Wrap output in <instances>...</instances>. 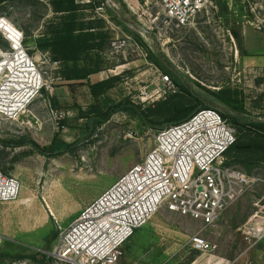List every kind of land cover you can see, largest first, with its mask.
Here are the masks:
<instances>
[{
    "label": "rangeland",
    "instance_id": "obj_1",
    "mask_svg": "<svg viewBox=\"0 0 264 264\" xmlns=\"http://www.w3.org/2000/svg\"><path fill=\"white\" fill-rule=\"evenodd\" d=\"M77 2L95 3L94 8L81 9L80 15L101 20L97 30L106 35L103 48L81 61L98 65L99 73L82 81L66 80L62 71L71 64L56 61L50 51L37 47V40L58 20L49 0L0 3V16L24 31L29 54L47 79L54 80L52 89L19 119H0V138L29 139L41 146L57 137L76 142L74 151L51 158L31 146H0V170L22 186L17 200L0 202V264H71L45 253L55 244V229L66 228L84 207L142 162L161 131L118 111L89 134V115L97 113L91 112L92 106L107 112L131 98L147 107L184 93L175 76L165 72L162 55L207 104L230 108L216 95L229 90L241 110L264 116V0H216L184 26L166 20L153 0ZM114 9L135 34L113 18ZM114 76L119 79L104 95L97 99L90 94L92 83ZM166 76L175 85L172 91ZM229 161L260 181L211 226L161 210L127 242L119 264H264V155L234 153ZM196 235L211 248L196 250L192 243ZM36 253L45 257L35 259Z\"/></svg>",
    "mask_w": 264,
    "mask_h": 264
},
{
    "label": "built area",
    "instance_id": "obj_2",
    "mask_svg": "<svg viewBox=\"0 0 264 264\" xmlns=\"http://www.w3.org/2000/svg\"><path fill=\"white\" fill-rule=\"evenodd\" d=\"M163 17L187 25L216 0H153ZM0 16V119H19L54 80L39 68L25 47V33L16 34ZM14 24V23H13ZM262 29V27H259ZM38 75H35V73ZM46 75V76H45ZM169 90L175 85L165 77ZM237 141V129L213 107L166 127L155 137V148L111 187L58 231L45 253L71 264H119L124 246L137 230L161 210L214 225L221 215L259 181L229 165L227 152ZM21 183L0 170V202L17 200ZM198 251L210 249L200 235L192 238Z\"/></svg>",
    "mask_w": 264,
    "mask_h": 264
},
{
    "label": "trees",
    "instance_id": "obj_3",
    "mask_svg": "<svg viewBox=\"0 0 264 264\" xmlns=\"http://www.w3.org/2000/svg\"><path fill=\"white\" fill-rule=\"evenodd\" d=\"M4 1L7 0H0V3H3ZM49 1L53 5L54 12L59 15L58 20L51 23L49 25L48 33L37 40V47L39 49L50 51L54 60L63 62L67 65L71 64L66 66L62 71L66 80H87L91 75L99 73L100 68L98 65L90 67L85 63L81 64V61L90 52L102 49L106 38L104 31L97 30L98 28L100 29L99 24H101V20L97 21L92 18L85 19L80 15L81 9L94 8L95 3L90 2L81 5L77 0ZM112 15L119 23L127 27V19L124 18L117 9L113 10ZM127 29L130 30L129 26ZM130 32L135 34V32L131 30ZM136 38L141 41L137 36ZM150 54L152 60L156 64L161 65L154 54L152 52H150ZM161 57H163L166 62L165 65H167L165 67V72L175 76V83L184 91V93H174L147 107L135 103L131 98H126L125 100L118 102L107 112H101L99 109H96V106L94 108L92 106L91 112L97 113L89 115L91 118V121L89 120V125H87L90 128L89 134L94 133L100 125L110 119V117L118 111H123L136 116L148 128L162 130L166 127L186 121L201 109L213 107L218 109L225 118H228V120L230 119L232 122L231 124L237 129V141L227 152L229 165H232L229 161V157H233L234 153H258L264 155V116H254L250 112L241 110L237 101L231 99V91L229 90H223L216 93V95L230 108L220 109L211 103L207 104L200 99L198 94L192 93L189 90L188 86L184 83L165 56L162 55ZM118 79V76H114L92 83L90 85V94L94 98H100L114 86ZM190 97L197 100L198 103H193ZM84 114L85 113L83 112V115ZM0 146L3 149L8 147L15 148L31 146L36 149L39 154L51 158L74 151L76 142L70 143L57 137L53 139L51 144L41 146L34 140L29 139L6 141L0 138ZM43 256L45 257V255L41 253H36L32 257L38 259Z\"/></svg>",
    "mask_w": 264,
    "mask_h": 264
},
{
    "label": "bare ground",
    "instance_id": "obj_4",
    "mask_svg": "<svg viewBox=\"0 0 264 264\" xmlns=\"http://www.w3.org/2000/svg\"><path fill=\"white\" fill-rule=\"evenodd\" d=\"M12 24V26H10V24L8 23V22H6L5 20H4V23H2V25L6 28V29H8V30H10V34L12 35V36H14L15 34H16V26H15V24H13V23H11ZM35 73V72H34ZM35 75H38V73H35Z\"/></svg>",
    "mask_w": 264,
    "mask_h": 264
},
{
    "label": "water",
    "instance_id": "obj_5",
    "mask_svg": "<svg viewBox=\"0 0 264 264\" xmlns=\"http://www.w3.org/2000/svg\"><path fill=\"white\" fill-rule=\"evenodd\" d=\"M107 2H110L111 0H105ZM58 234V229H55L54 233L52 234V238L55 239L57 237Z\"/></svg>",
    "mask_w": 264,
    "mask_h": 264
}]
</instances>
